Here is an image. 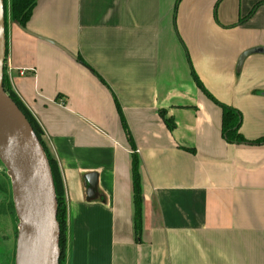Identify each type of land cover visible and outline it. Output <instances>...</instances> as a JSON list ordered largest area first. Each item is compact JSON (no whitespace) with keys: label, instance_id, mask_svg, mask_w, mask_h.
I'll list each match as a JSON object with an SVG mask.
<instances>
[{"label":"crops","instance_id":"1","mask_svg":"<svg viewBox=\"0 0 264 264\" xmlns=\"http://www.w3.org/2000/svg\"><path fill=\"white\" fill-rule=\"evenodd\" d=\"M6 23V77L64 184L65 264H264V144L227 142L221 107L264 137V0H37Z\"/></svg>","mask_w":264,"mask_h":264},{"label":"water","instance_id":"2","mask_svg":"<svg viewBox=\"0 0 264 264\" xmlns=\"http://www.w3.org/2000/svg\"><path fill=\"white\" fill-rule=\"evenodd\" d=\"M262 51L255 48L248 53ZM7 27L0 0V160L12 180L19 220L15 264H60L58 200L48 156L33 126L5 91Z\"/></svg>","mask_w":264,"mask_h":264},{"label":"trees","instance_id":"3","mask_svg":"<svg viewBox=\"0 0 264 264\" xmlns=\"http://www.w3.org/2000/svg\"><path fill=\"white\" fill-rule=\"evenodd\" d=\"M9 1H10V12L12 19L17 23H19L20 25L24 26L28 21L33 8L35 7L37 0H3L6 21L9 10L8 9ZM254 11L255 9L253 10V12ZM6 27H7V23H6ZM193 74L198 86L207 93V90L204 88L203 84L201 83L195 72H193ZM4 88L6 91L7 90L9 91L11 98L17 103V105L20 107L22 112L28 118L29 122L33 126L48 156L53 173V178L57 193V200H58L57 220L59 221L60 224V239H59V247L61 250L60 264H65L66 255H67V233H68L67 204L65 199L64 184L57 160L49 150V147L47 146L44 140V132L40 127L39 123L37 122L33 114L28 110V108L22 103V101L12 90L11 85L6 77V73L4 78ZM208 95L211 97L210 94ZM221 107L223 109L222 135L227 142L236 143V144H253V145L264 144V137L259 138L257 140L249 141L242 135V133L240 132V127L242 124V114L240 111L225 105H221ZM125 128L128 130L127 127ZM130 140H132L131 137ZM139 168H140V159L139 156L135 153L133 154L132 172H133V194H134V209H135L134 228L136 233H140V231L142 230V220H143L144 197H143V188H142L141 174Z\"/></svg>","mask_w":264,"mask_h":264},{"label":"rangeland","instance_id":"4","mask_svg":"<svg viewBox=\"0 0 264 264\" xmlns=\"http://www.w3.org/2000/svg\"><path fill=\"white\" fill-rule=\"evenodd\" d=\"M8 9L10 10V1ZM6 92L9 94L8 90ZM18 225L12 180L8 170L0 160V264L16 263L20 236Z\"/></svg>","mask_w":264,"mask_h":264},{"label":"built area","instance_id":"5","mask_svg":"<svg viewBox=\"0 0 264 264\" xmlns=\"http://www.w3.org/2000/svg\"><path fill=\"white\" fill-rule=\"evenodd\" d=\"M24 73H25L24 71L21 72V74H24Z\"/></svg>","mask_w":264,"mask_h":264}]
</instances>
